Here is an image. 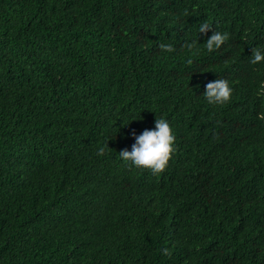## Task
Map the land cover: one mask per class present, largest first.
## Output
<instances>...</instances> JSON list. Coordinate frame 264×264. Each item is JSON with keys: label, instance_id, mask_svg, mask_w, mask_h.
Wrapping results in <instances>:
<instances>
[{"label": "trees", "instance_id": "obj_1", "mask_svg": "<svg viewBox=\"0 0 264 264\" xmlns=\"http://www.w3.org/2000/svg\"><path fill=\"white\" fill-rule=\"evenodd\" d=\"M252 47L264 0H0V264H264V98L203 96ZM160 116L166 168L122 161Z\"/></svg>", "mask_w": 264, "mask_h": 264}, {"label": "clouds", "instance_id": "obj_2", "mask_svg": "<svg viewBox=\"0 0 264 264\" xmlns=\"http://www.w3.org/2000/svg\"><path fill=\"white\" fill-rule=\"evenodd\" d=\"M199 38L201 34L206 37L204 46L211 52L219 49L229 38V33L214 30L213 25L207 22L200 23L198 26ZM193 41L189 46H194ZM162 48L171 50V44L161 43ZM251 72L246 75L242 83L233 86L230 77H224L220 73H213L204 85L203 96L210 104H219V107L237 105L238 99L247 100L249 95L255 97L254 102L264 98V47H252L250 62L247 60ZM255 69V73L254 70ZM134 118H129V120ZM130 135L134 137V142L129 147H124L119 151V157L125 163L131 164L136 168H147L153 173L162 172L169 163L170 157L175 151L176 135L170 121L165 116L156 117L154 127H145L139 133L133 129ZM238 142H241L238 139ZM236 142V143H238ZM107 144L98 148V154H103ZM222 202H212L209 214L216 211ZM264 205L257 204L254 200H249L246 204V218L257 219L256 216L262 215ZM167 252L165 248L163 250Z\"/></svg>", "mask_w": 264, "mask_h": 264}]
</instances>
